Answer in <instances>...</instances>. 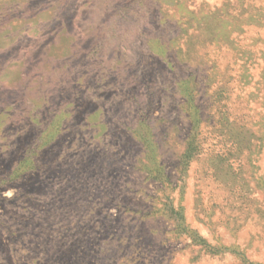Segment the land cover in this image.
I'll list each match as a JSON object with an SVG mask.
<instances>
[{
    "label": "rangeland",
    "instance_id": "rangeland-1",
    "mask_svg": "<svg viewBox=\"0 0 264 264\" xmlns=\"http://www.w3.org/2000/svg\"><path fill=\"white\" fill-rule=\"evenodd\" d=\"M0 264H264V0H0Z\"/></svg>",
    "mask_w": 264,
    "mask_h": 264
}]
</instances>
